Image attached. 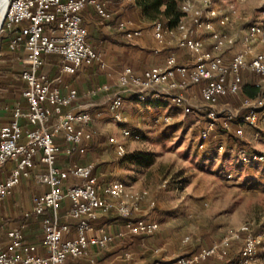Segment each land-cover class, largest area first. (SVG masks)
I'll use <instances>...</instances> for the list:
<instances>
[{"label":"built area","instance_id":"2783aa9c","mask_svg":"<svg viewBox=\"0 0 264 264\" xmlns=\"http://www.w3.org/2000/svg\"><path fill=\"white\" fill-rule=\"evenodd\" d=\"M87 6H92L104 22L111 21L107 0H10L8 3L1 31L10 33V52L21 48L25 52L20 74L26 86L24 102H16L11 107V121L0 128V206L13 195L22 179L34 178L37 184L45 186L46 190L33 198L32 213L41 217L44 244L49 248V254H36L22 228L15 227L7 234L6 246H0V264H71L69 258H85L89 264H96L93 248L107 249L117 238L126 236L149 238L160 228L154 219L156 202L148 199L144 192L134 190L120 180L101 184L94 173V163H72L67 168L58 165L60 156L85 154L95 134L94 117L89 111L65 110L78 99V91L71 88L64 94L62 90L66 75H74L95 62L105 68L99 53L87 41L88 33L82 25V12ZM180 11L182 19H189L188 25L165 28L161 21H154L153 36L159 44L166 41V33L175 37L176 48L186 50L191 63L179 64L174 51L163 65L150 67L142 74L135 73L130 67L124 68L117 79L118 90L105 111L113 123L121 126V137H141L138 128L127 127L129 119L123 111L124 91L133 93L140 101L145 100L147 92H152L178 108L183 116H198L202 108L194 106L184 94L194 87L198 88L199 97L205 104L199 149L205 148L218 127L229 134L235 124V135L240 139H245L248 129L253 130L254 139L264 136V52L254 51L258 42H264V20L247 26L240 35L239 48L228 57L229 48L236 39L229 32L236 19H241L236 7L220 10L214 0H181ZM117 30L127 39L142 34L129 19L119 21ZM202 33L209 34L210 49L204 47ZM48 55L60 59L59 74L54 77L42 70ZM246 74L253 77L252 84L259 89L255 98L242 93ZM109 89L108 85H103L92 93ZM229 96L240 99L244 115L234 114L224 106L223 100ZM173 122L170 114H161L152 120L153 125ZM59 138L65 142V147L57 142ZM108 143L116 156L126 154L125 144L119 137L110 136ZM236 148L238 161L242 164L264 160V155L251 151L246 144ZM224 150L223 144L218 145L219 153ZM38 156L45 169L33 174ZM10 161L14 166L5 175V167ZM66 198L71 207L67 221L60 223L61 205ZM111 210L125 219L124 230L115 236L105 229L95 233L92 220L98 213L106 216ZM232 243L240 245V256L233 264H248L264 246V239L261 233H254L252 224L246 223L197 253L178 258L175 264H200L211 257L222 259L224 250ZM123 255L125 259L132 256L129 251Z\"/></svg>","mask_w":264,"mask_h":264},{"label":"rangeland","instance_id":"374dc122","mask_svg":"<svg viewBox=\"0 0 264 264\" xmlns=\"http://www.w3.org/2000/svg\"><path fill=\"white\" fill-rule=\"evenodd\" d=\"M214 1L220 10L229 6L236 7L240 18H243L236 19L229 32L236 39L242 28L264 20V0ZM124 9H127L126 17L133 20L134 26L146 32L157 19L142 16L135 2ZM2 23L0 73H7L9 78H0V111L2 107L8 106L6 110L9 112L13 103L22 100V96L15 98L12 90L21 85L16 73L24 65L11 63L13 58H8V53H5L9 34L1 31ZM258 45V49L264 50V42ZM225 105L234 114L242 116L245 113L238 97L227 98ZM194 106L202 108L198 116H203V104L196 103ZM123 108L130 117L127 127L138 128L141 137L122 138L121 126L113 123L110 118H103L100 137L104 143L103 151H107L108 157L104 159L106 163L100 159V167L105 164L113 171L105 181H123L156 202L154 219L160 228L152 238L158 244L172 243L177 255L183 256L182 252L195 248L199 240L207 244L220 241L246 223L252 224L254 233H261L264 239V160L240 163L236 147L242 143L238 144L219 127L205 148L199 149L203 120L198 119L193 123L167 100H154L149 95L144 101L126 97L123 98ZM161 114L172 115L174 122L170 125H153L152 120ZM108 131L124 142L126 154L123 157L116 156L107 142ZM248 133L246 131L245 136L248 148L264 155V136L254 139ZM220 144L224 145L223 153L217 151ZM98 154L96 148L88 147V158H97ZM11 164L12 161L6 166ZM164 231L171 232V239H162ZM232 248H239V244H232ZM248 264H264V246L258 250L255 260Z\"/></svg>","mask_w":264,"mask_h":264},{"label":"crops","instance_id":"0c3cea01","mask_svg":"<svg viewBox=\"0 0 264 264\" xmlns=\"http://www.w3.org/2000/svg\"><path fill=\"white\" fill-rule=\"evenodd\" d=\"M108 10L112 14L111 21H103L96 13L92 6H87L82 12V25L87 30V41L95 48L99 53L101 61L105 63V68H101L99 62H95L92 66L84 67L80 69L75 75H66L64 77V83L62 85L63 93L66 94L69 89L74 88L78 91V99L66 107L65 110H87L93 117V129L95 131L93 140L89 143V147L96 148L98 151V157L88 158L87 155L79 156L77 161L80 165L94 163L97 166V174L101 177V184L107 185L111 181H105L110 174L113 173L108 169V165H101L106 163L105 158L108 157L107 151H103L104 143L100 137L101 128L103 126V118H109L105 113L108 106L109 100L118 90L116 87L117 79L120 73L126 67L132 68L137 74H142L145 70L153 66L163 65L166 58L171 52H176L179 64L191 63V57L188 55L186 50H178L176 48V38H172L169 34H165L164 44H159L153 36V23L149 29V33L146 30L136 27L142 31L140 37L134 39H127L121 32L117 30V24L119 21L124 19L132 20L126 17L127 9H124L127 5H132L134 2H126L124 0H107ZM243 19V18H241ZM240 19V20H241ZM133 21V20H132ZM254 23V22H253ZM189 19L183 18L180 25H188ZM251 24V23H250ZM249 25V24H248ZM247 25V26H248ZM244 27L240 30L239 37L235 39V44L229 48L227 56L231 57L232 54L239 48V39L241 33L247 28ZM204 39V47L206 49L211 48V41L208 33H202ZM9 39V38H8ZM260 43V42H258ZM258 43L254 46L255 52H264L262 49H258ZM8 44V42H7ZM6 45V52L8 58H13V64H22L21 58L25 57L23 49H19L17 52H10ZM2 48V44H1ZM18 61H20L18 63ZM43 71H46L50 76L54 77L59 74L60 70V59L55 55H48L44 59ZM253 77L246 74L245 84H252ZM108 85L110 87L107 91H101L92 93L97 90L98 87ZM185 96L194 105L196 103H202L203 108L205 104L199 97V90L197 87L191 88L184 92ZM149 95L154 100H162L163 98L153 95L152 92L145 94V99ZM135 97L133 93L129 91L123 92V98ZM229 98V97H227ZM225 98L223 101H225ZM137 99V98H136ZM165 100V99H163ZM19 102V101H18ZM21 102H24L22 98ZM8 106L5 107V110ZM123 111L128 116L127 111L123 108ZM11 112V109H10ZM193 123H196L198 119L203 120L204 124V113L203 116L188 115ZM129 122L130 117L128 116ZM139 124V123H138ZM135 124V126H139ZM136 126V127H137ZM249 131V137H253V131ZM106 136V134H104ZM108 138L112 136L111 132L108 131ZM104 136V137H105ZM231 136V135H230ZM103 137V136H102ZM106 138V137H105ZM246 140V138H245ZM58 143L65 147V142L59 138ZM108 142V140H107ZM87 158V159H86ZM69 159L65 156H60L58 165L63 168L69 166ZM35 168L32 169L33 174L38 173L45 169V166L41 160V156H38L35 161ZM14 163L10 166L5 167V175L9 174ZM1 179V178H0ZM113 181V180H112ZM46 190L45 186L37 184L34 178L22 179L20 185L16 187L11 197L7 198L0 206V246H6L8 243V232L15 228L21 227L25 239L28 243L34 246V252L39 255L47 256L49 254V248L44 244V234L41 225V217H36L32 213L33 198L37 194H40ZM66 201L62 203L60 216L63 222L67 221L66 215L69 209L66 207ZM145 206V204H144ZM70 223L74 224L73 221ZM94 232L97 233L100 229H105L112 235H117L119 232L124 230V220L118 217L115 210H111L110 214L102 216L100 213L92 220ZM162 239H171V232H162ZM144 238L141 236H126L123 239L117 238L107 249L100 250L97 248L92 249V256L96 260V264H175L176 260L180 257H188L197 253L201 248L211 245L204 241L199 240L197 246L191 250L183 251L181 255H177L174 244L165 242L159 243L155 238ZM190 237V236H187ZM162 246H161V245ZM238 244V243H232ZM167 245L168 247H166ZM239 248H230L224 250V256L222 259L211 257L201 262L200 264H228L233 256L239 254ZM131 252L132 256L130 259L124 258V252ZM71 264H89L85 258L81 259H68Z\"/></svg>","mask_w":264,"mask_h":264},{"label":"trees","instance_id":"16d2710c","mask_svg":"<svg viewBox=\"0 0 264 264\" xmlns=\"http://www.w3.org/2000/svg\"><path fill=\"white\" fill-rule=\"evenodd\" d=\"M134 2L140 8V12H141L142 16H145L147 18H152V19L157 18L155 21H161L165 28H176L180 24L181 19L183 17V13L180 11L181 0H134ZM8 34L10 37V33H8ZM7 48H8V46H7ZM8 51H9V48H8ZM16 75H17V78L19 79V81L21 82V85L18 86L16 88V90L14 89L12 91H13V94L16 96L15 98L19 99V98H21V96L23 98V92H24L26 85H25V82L21 79L20 72L16 73ZM0 78L4 79V78H9V77H8L7 73H0ZM242 93H243V95H245L247 97L255 98L259 94V89L255 88L253 84L248 83L243 87ZM229 97H236V96H229ZM15 103H13V104H15ZM11 119H12V112H10V111L8 112L7 110H5V108L2 107L1 111H0V128L3 125L9 123L11 121ZM233 128H234V130H233ZM235 129H236V126H235V124H233L229 134L238 142V144H241V143L247 144L245 139H240L235 135ZM88 147H89V145H88ZM86 153H87V151H86ZM86 153L83 155H80L78 153L72 154L70 157H68V159L70 161L69 165L74 163L75 161H77L78 160L77 158L79 156H85ZM97 166H99V164H97ZM97 166H95L94 173L98 177V181L101 183V177H99V175L97 174V168H96ZM65 201L67 203L66 207L68 209H70V207H71L70 200L66 198L63 202H65ZM118 217H120V216L118 215ZM120 218H122V217H120ZM122 219L124 220V225H125V219L124 218H122ZM60 223H64V222L62 220H60ZM239 256H240V253L233 256V258L228 262V264H233L239 258Z\"/></svg>","mask_w":264,"mask_h":264},{"label":"bare ground","instance_id":"6f19581e","mask_svg":"<svg viewBox=\"0 0 264 264\" xmlns=\"http://www.w3.org/2000/svg\"><path fill=\"white\" fill-rule=\"evenodd\" d=\"M10 0H0V25L3 21L4 14L6 13V7L8 6Z\"/></svg>","mask_w":264,"mask_h":264}]
</instances>
